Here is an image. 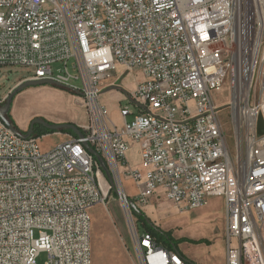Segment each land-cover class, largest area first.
<instances>
[{"label":"built area","instance_id":"2783aa9c","mask_svg":"<svg viewBox=\"0 0 264 264\" xmlns=\"http://www.w3.org/2000/svg\"><path fill=\"white\" fill-rule=\"evenodd\" d=\"M0 67L79 95L87 115L82 138L47 152L0 119V264H92L90 211L106 196L85 145L115 178L133 144L135 204L222 198L226 264H264V0H0ZM119 67L141 75L121 129L100 102ZM227 83L233 150L213 101ZM121 200L139 264H194L141 234Z\"/></svg>","mask_w":264,"mask_h":264},{"label":"rangeland","instance_id":"374dc122","mask_svg":"<svg viewBox=\"0 0 264 264\" xmlns=\"http://www.w3.org/2000/svg\"><path fill=\"white\" fill-rule=\"evenodd\" d=\"M28 68H15V67H0V94H11L15 88L24 83V78L28 76ZM125 69L119 67L116 72L102 84L103 94L101 95L100 102L108 109L110 120L119 129L123 127L124 121L121 116V108L128 104L134 109V105L126 102L125 92L133 93L129 90L132 89L133 84H138L141 81V75L129 74L124 75ZM114 83L116 89H109L108 85ZM76 88L81 89L82 85L80 81H77L74 85ZM53 86L29 88L19 93L14 100V106L12 116L18 126H25L32 119L43 118L51 123L58 124L73 123L79 127H83L87 122L86 110L83 108V102L79 95L70 92L69 90H60ZM231 89L227 83L220 92L214 94V104L221 109L220 118L225 126V133L229 140V144L234 149L233 140V126L231 122V108L228 107L231 104ZM62 123V122H61ZM41 140V142H40ZM39 144L42 151H46L45 148L52 144L50 139H40ZM130 157V158H129ZM129 161L123 169H120L118 176L115 177V181L118 190L126 195L127 198L135 200L138 195V188L136 182L129 176V170L133 168V155L128 156ZM119 178V179H118ZM101 187L106 196V200L100 207V214L104 218L108 217L112 229L119 232L118 238L121 241L127 254L135 261V264H139V260L136 255V251L132 242V229L128 213L125 209V204L119 196L116 195L115 190L112 188L104 172H100ZM122 190H121V188ZM132 195L133 197L129 196ZM156 202V204H153ZM152 204V205H151ZM153 206L152 210L147 206ZM136 206L141 210L144 209L147 215L152 218L160 228L168 230L165 227V222L168 221V226L176 225L170 231L173 232L175 238L188 239L193 241L207 240L210 242V246L207 244L195 245L189 242L180 244L183 250H193L195 248L202 247H214V250L223 249L225 243L223 240L226 216L221 213L222 203L219 199H210L208 204L197 210L189 212H181L174 205L168 202L166 199H153L150 204L145 207ZM178 212H176V210ZM135 224L137 225V219L129 210ZM204 212V213H203ZM206 212L209 214L204 215ZM181 213L182 215H177ZM203 213V214H202ZM178 216V217H175ZM142 234L143 231L140 230ZM38 234H36V237ZM219 253H217L218 256ZM47 261V254L42 253L38 259V264H45Z\"/></svg>","mask_w":264,"mask_h":264},{"label":"crops","instance_id":"0c3cea01","mask_svg":"<svg viewBox=\"0 0 264 264\" xmlns=\"http://www.w3.org/2000/svg\"><path fill=\"white\" fill-rule=\"evenodd\" d=\"M111 85H108V87H110ZM136 87H137V84L136 85L133 84L132 89L129 91L134 92L136 90ZM126 95H129V92H125V96ZM31 121L32 119L25 126H18L19 129L22 132H27L29 130V125ZM61 122L63 123V121ZM71 137H72L71 135L61 134V133H55V134L47 135L43 137L49 140L51 139L53 142L52 144L48 145V147L45 148L46 150L45 152L50 151L53 148L69 141ZM131 154L133 155V162L131 161V163L134 164L133 168L143 169L141 165V155H140V149L138 145L136 144L132 145L128 156H131ZM129 196L133 197L130 194ZM161 198L166 199V197L163 195L161 196L157 195L153 199L158 200ZM211 199L221 200V203L223 205L221 213H223L226 216V208H225V203L223 199L222 198H211ZM153 204H156V202H153ZM100 205L101 204L95 206L90 211L91 223H92V230H91L92 264H135V261L127 254L121 241H119V238H118L119 232L112 229L110 220L108 217L104 218L103 216H101L100 214L101 211L99 207ZM151 205L150 207L149 206L147 207L148 209L152 210L153 206ZM141 211L145 213L146 216L157 227L160 228V226L156 224V222L152 218H150L146 212H144L145 211L144 209H141ZM176 212H178V210H176ZM207 214H209V212H206L204 215H207ZM177 215H182V214L179 213ZM175 217H178V216H175ZM167 222L168 221L165 222V227H168V230L160 228L161 230L165 232H169L172 228L176 226V225L168 226ZM176 239H179V238H176ZM179 251L184 257H186L188 260H190L194 264H226L227 254H226L225 247H223V249H220V252H218L219 250H214V247L212 246L211 247L207 246V247H202V248L197 247L193 250H190L189 252L187 250L186 251L183 250L182 245H181L179 246ZM217 253H219L218 256H217Z\"/></svg>","mask_w":264,"mask_h":264},{"label":"water","instance_id":"95a60500","mask_svg":"<svg viewBox=\"0 0 264 264\" xmlns=\"http://www.w3.org/2000/svg\"><path fill=\"white\" fill-rule=\"evenodd\" d=\"M48 86H53L57 88H61L58 85H56L54 82L51 81H37V82H24L22 85L18 86L15 88V90L9 95V98L6 102V104L2 107H0V119L1 121L17 136L21 137L22 139H30L33 136L34 128L36 126L42 127L48 131L52 132H62L64 130H70L75 133L76 137L82 138L84 135L82 133V128L73 124V123H51L47 121L46 119L43 118H35L34 120L31 121L29 125V130L23 134L19 131H17L11 122L8 119V115L12 113L13 111V106H14V100L15 97L29 89V88H39V87H48ZM111 90L116 89V87L110 88ZM139 108L145 109L142 105H137ZM86 150L95 157L97 162L99 163L102 171L104 172L105 176L107 177L109 183L111 184L112 188L115 190V193L117 196H119L121 199L123 198L125 200L126 205L128 206V210H134L138 214H143V212L136 206L135 202L123 195L121 191L118 190L115 178L113 173L111 172L108 164L104 160V158L98 154L91 146L85 145Z\"/></svg>","mask_w":264,"mask_h":264},{"label":"trees","instance_id":"16d2710c","mask_svg":"<svg viewBox=\"0 0 264 264\" xmlns=\"http://www.w3.org/2000/svg\"><path fill=\"white\" fill-rule=\"evenodd\" d=\"M56 89H59L57 87H54ZM65 91L64 89H60ZM8 119L11 122V124L13 125V127L25 134L26 132H22L17 123L15 122L12 113H10L8 115ZM55 133H61V134H68L71 135L72 137H76L75 133L70 131V130H64L62 132H52V131H48L42 127L36 126L34 128V132H33V138L36 139H41L47 135H52ZM132 214L135 216V218L137 219V227L138 230L140 232V230L143 231V233H149L152 235V237L155 239L157 245L167 251H174L177 253H180L179 251V246L182 243L185 242H189L191 244H195V245H200V244H207L208 246H210V242L207 240H201V241H193V240H188V239H176L173 235V232L169 231V232H165L163 230H161L159 227H157L147 216L145 213L143 214H138L137 212H135L134 210H131ZM181 254V253H180Z\"/></svg>","mask_w":264,"mask_h":264},{"label":"bare ground","instance_id":"6f19581e","mask_svg":"<svg viewBox=\"0 0 264 264\" xmlns=\"http://www.w3.org/2000/svg\"><path fill=\"white\" fill-rule=\"evenodd\" d=\"M119 179V178H118ZM120 187V186H119ZM121 188V187H120ZM121 190H122V188H121Z\"/></svg>","mask_w":264,"mask_h":264}]
</instances>
